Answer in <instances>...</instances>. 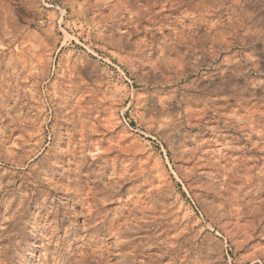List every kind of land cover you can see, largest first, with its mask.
<instances>
[{"label":"rangeland","instance_id":"obj_1","mask_svg":"<svg viewBox=\"0 0 264 264\" xmlns=\"http://www.w3.org/2000/svg\"><path fill=\"white\" fill-rule=\"evenodd\" d=\"M0 264H264V0H0Z\"/></svg>","mask_w":264,"mask_h":264}]
</instances>
